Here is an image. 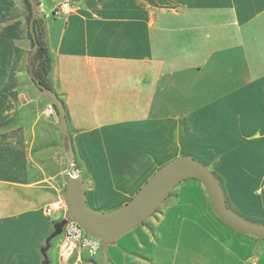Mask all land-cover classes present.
I'll return each instance as SVG.
<instances>
[{
	"label": "crops",
	"instance_id": "1",
	"mask_svg": "<svg viewBox=\"0 0 264 264\" xmlns=\"http://www.w3.org/2000/svg\"><path fill=\"white\" fill-rule=\"evenodd\" d=\"M38 1L48 79L92 208L124 204L157 167L189 155L230 209L264 224V0ZM64 1L71 9L53 15ZM10 3L0 0V19ZM24 21L20 33L0 29V264H102L86 250L62 261L59 237L42 251L59 221L44 207L64 195L69 165L57 114H42L48 97L26 70ZM182 182L108 245L107 264H264V239L225 223L199 179Z\"/></svg>",
	"mask_w": 264,
	"mask_h": 264
},
{
	"label": "water",
	"instance_id": "2",
	"mask_svg": "<svg viewBox=\"0 0 264 264\" xmlns=\"http://www.w3.org/2000/svg\"><path fill=\"white\" fill-rule=\"evenodd\" d=\"M30 3L35 4L33 0ZM34 13L38 16L37 5ZM32 28L33 25L30 21L28 29L34 39L35 34L32 32ZM36 49L37 42H34L31 50L35 51ZM34 83L48 97L58 112L59 131L66 147L65 156L69 165V171L65 175L63 193L67 211L61 220L54 223L53 231L46 239V245L42 251L49 247L51 239L62 232L66 220L74 219L85 233L100 239L102 264H107L108 245L151 216L169 196L172 189L187 178H197L202 182L215 212L225 223L238 231L264 239V224L247 220L230 209L217 178L205 165L189 155H178L157 167L124 204L110 210L92 208L86 200L88 184L76 166L73 149L67 140L69 131L63 102L54 90L39 80H35ZM85 264L96 263L87 261Z\"/></svg>",
	"mask_w": 264,
	"mask_h": 264
},
{
	"label": "built area",
	"instance_id": "3",
	"mask_svg": "<svg viewBox=\"0 0 264 264\" xmlns=\"http://www.w3.org/2000/svg\"><path fill=\"white\" fill-rule=\"evenodd\" d=\"M41 3L37 0V11L40 13L39 7ZM71 9V5L68 1L59 3L54 10L57 12H67ZM51 107V105H49ZM49 107V108H50ZM48 108V109H49ZM54 113L52 110L49 113ZM67 211L64 195L52 200L44 207V213L47 216H53L58 214L59 220H61ZM57 251L59 258L62 261H68L74 254L81 256V251L86 250L89 255L94 256V247L97 244H101L100 239L91 236L84 232L80 225L74 219H67L62 227V232L57 236Z\"/></svg>",
	"mask_w": 264,
	"mask_h": 264
},
{
	"label": "trees",
	"instance_id": "4",
	"mask_svg": "<svg viewBox=\"0 0 264 264\" xmlns=\"http://www.w3.org/2000/svg\"><path fill=\"white\" fill-rule=\"evenodd\" d=\"M31 0H23L24 7L27 11L26 13V24L27 28L29 27L30 21L32 22L33 28L32 32L35 34V38L33 39L31 36V32L27 31L31 47L34 42H37V49L35 51L29 50L27 55L26 62V70L30 77V79L34 82L35 80H39L42 84L54 90L51 85L48 75L51 70V55L45 40V24L42 16H36L34 13V9L37 5V0H33L35 2L34 5L30 3ZM53 10V15H54ZM39 91L42 92L41 89L37 87ZM55 91V90H54ZM53 105V104H52ZM54 107V105H53ZM55 109V107H54ZM57 115L58 112L55 109ZM67 117V116H66ZM67 140L70 142V136H67ZM77 166V165H76Z\"/></svg>",
	"mask_w": 264,
	"mask_h": 264
},
{
	"label": "rangeland",
	"instance_id": "5",
	"mask_svg": "<svg viewBox=\"0 0 264 264\" xmlns=\"http://www.w3.org/2000/svg\"><path fill=\"white\" fill-rule=\"evenodd\" d=\"M9 12L7 11V13H6V15L4 16V18H2V19H0V29L2 28V27H4V26H8V25H11V31H13V32H21V29L20 30H17L16 28V26H17V20L18 19H22L23 21L25 20V18H24V16H25V14H26V11H24L23 10V8H20L19 6H18V4L17 3H15L13 0H11V3L9 4ZM22 31H23V33H24V39H29V36H28V33H27V31H28V28H27V24H26V21H24L23 22V27H22ZM27 39V40H28ZM13 41L14 42H16L17 43V45H19L18 47H23V49L25 50V51H28V47H27V44L25 45V42H23L22 41V39L21 38H13ZM27 97V96H26ZM26 97H24V96H22L21 97V99H22V101H27V98ZM47 105L45 106V103H42V105H40V106H42L43 107V113L42 114H44V115H46V116H48L50 113L49 112H47L48 111V108H49V105H51L52 107H53V105H52V103L50 102V100L47 98ZM53 110H55L54 109V107H53ZM54 112V111H53ZM52 113V112H51ZM53 114H57L56 113V111H55V113H53ZM57 117H58V115H57ZM59 122V118H57V123ZM46 128V127H45ZM53 130L54 131H57V129L56 128H54L53 129V127L52 126H47V131H48V142H47V146H48V149H49V155H50V160L51 161H53V162H51V164L53 165V166H55V167H57V168H59L60 167V162H59V159H58V154H57V149H56V146H55V144H56V141L54 140V136H53ZM64 144V143H63ZM65 149H66V147H65V144H64V155H65ZM65 158H66V156H65ZM65 167H66V165H64ZM183 182L181 181V182H179L173 189H172V192H176L178 189H179V186L182 184ZM64 189H65V186H64ZM57 215V214H56ZM55 216V215H54Z\"/></svg>",
	"mask_w": 264,
	"mask_h": 264
},
{
	"label": "bare ground",
	"instance_id": "6",
	"mask_svg": "<svg viewBox=\"0 0 264 264\" xmlns=\"http://www.w3.org/2000/svg\"><path fill=\"white\" fill-rule=\"evenodd\" d=\"M50 107V106H49ZM54 111L53 110V107L51 106L47 112H50V111ZM101 252V244H97L95 247H94V254H97V253H100Z\"/></svg>",
	"mask_w": 264,
	"mask_h": 264
}]
</instances>
